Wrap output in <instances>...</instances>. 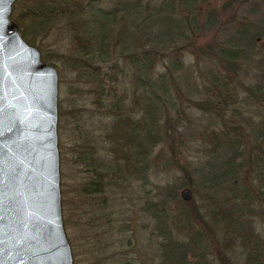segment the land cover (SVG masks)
Listing matches in <instances>:
<instances>
[{
    "label": "rangeland",
    "instance_id": "374dc122",
    "mask_svg": "<svg viewBox=\"0 0 264 264\" xmlns=\"http://www.w3.org/2000/svg\"><path fill=\"white\" fill-rule=\"evenodd\" d=\"M175 2L178 4L177 17L184 22L188 37L180 41L182 56L178 65L183 71L175 76L172 96L167 103L174 123L171 139L158 143L150 151L145 162V177L106 178L104 192L88 196L87 200L80 194L81 185L93 175L92 166H97L104 174L113 170L110 136L115 114L122 113L113 102L122 103L125 109L133 106L130 67L123 62L116 72L108 67V74L116 75L118 81L114 85L108 84L109 91L97 104L94 102L96 94H93L99 92L96 83L86 82L84 69L74 71L66 62L70 40L61 25L50 35L38 36L35 43L29 42L40 50L44 59V55L54 57L51 63L42 59L48 64L53 63L58 72L61 204L73 264H161L163 239L159 226L162 221L174 237L190 247H187L186 264H201L202 255L210 264H252V252L246 253L244 247L232 244V240L238 237L233 234L235 230H225L226 224L218 222L213 213H218L219 205L223 207L225 200L228 202L225 208L234 203V207L242 204L246 209L251 208L254 200L253 197L243 199L240 193L241 188L251 184L246 181L251 180L241 181L240 178L241 182H234L233 177L257 176L255 165L260 162L256 160L259 151L256 136L264 128V0ZM152 3L159 5L160 0ZM170 27L169 22L162 20L156 25L161 35ZM239 28H244L248 37L238 43L230 38L237 37ZM176 33L177 28H174L173 34ZM126 41L129 43L128 38ZM229 42H236L238 53L242 51L239 68L234 74L236 104L231 105L241 114V119L234 123L235 130L230 128L226 118H218L222 115L220 107L218 109L216 102L204 92V85L209 84L205 79L208 73L216 72L219 77L224 74L218 71L221 65L214 53L215 47H227ZM161 64H169V60H163ZM102 68L107 66L103 64ZM163 71L161 65L157 67L158 74ZM134 108L139 112V105ZM226 130L228 140L238 145L234 152L239 158L234 162V176L214 183L209 180L211 171L206 166H218L219 159L230 158L232 152L224 155L218 151L217 145V156H213L206 148H212L218 140L215 138ZM207 134L213 136V143H206ZM262 172L260 176L264 177ZM169 188L174 196H167ZM184 188L191 191L187 201L181 197ZM149 204L153 205L156 214H161L154 216L150 213ZM260 205L264 212V203ZM86 206L96 211L101 224L98 236L102 233L101 238L93 234L89 244L82 237V226L88 222V216L81 207ZM246 209H242L244 214H237L241 216L238 221L245 224L251 221L255 227L264 228V213L250 215ZM185 214L189 215L185 218ZM188 221L193 227L188 226ZM244 228L238 232L244 233ZM189 229H196L193 231L200 237L193 238ZM242 233L239 237L243 239ZM90 248L93 249L92 255Z\"/></svg>",
    "mask_w": 264,
    "mask_h": 264
},
{
    "label": "trees",
    "instance_id": "16d2710c",
    "mask_svg": "<svg viewBox=\"0 0 264 264\" xmlns=\"http://www.w3.org/2000/svg\"><path fill=\"white\" fill-rule=\"evenodd\" d=\"M153 1L17 0L13 6L12 19L17 23L22 36L30 43H35L40 35H50L58 25L63 27L70 40L69 59L66 62L70 63L74 71L80 72L84 69L86 82L96 83L94 85L99 92L93 93L96 94L95 103L99 104L105 97L104 93L109 91V83L114 85L118 81L116 75L108 74V67L112 72H116L122 62L123 65L127 64L130 67L133 85L130 96L133 106L125 109L122 103L119 104L116 100L113 102L117 109L122 111L118 115L115 114L110 136L112 146L109 152L112 154L113 170L111 169L109 174H104L98 171L97 166H92L90 171L93 175L82 183L83 186L81 185L80 194L86 197L84 200H87L88 196L102 194L105 190L103 181L106 178L145 177V162L150 151L158 143L169 141L174 132V123L167 110V103L172 96L174 78L177 73L183 71L178 65V60L182 56L180 41L187 38L188 34L186 35L184 22L177 17L178 4L175 0H160L159 5L152 3ZM175 18L181 23H177ZM161 20L171 25L170 30L162 31L164 35L159 34L156 28ZM174 28H177L176 34H173ZM244 31L246 32L244 28H239L236 32L237 37H231L230 40L239 43L248 37L246 36L248 33L244 34ZM126 38L129 39V43ZM236 42H229L227 47L223 45L215 47L214 53L217 54L221 65L218 71H222L223 76L219 77L216 72L208 73L206 77L203 75L209 81V84L204 85L205 94L209 95L212 102H216L218 109L220 107L222 115L218 118H226L233 130L234 123L241 119L240 112L235 110V107L231 108L233 103L236 104L233 88L237 81L235 82L234 74L239 68L238 61L242 53V51L238 53L239 45ZM57 56L55 58L58 60ZM44 57L45 59L42 58L50 63L54 58L46 55ZM163 60H169V64H161ZM103 64L107 68L103 69ZM160 65L164 71L158 74L156 70ZM136 105H139L141 111L138 109L139 112H136L134 108ZM262 122L264 126V121ZM208 131L207 133H212ZM227 131H224L222 136L218 135L215 143L213 136L207 134L206 143H213L212 148H206L208 154L217 156L215 152L217 145L218 151L224 155L228 151L232 152L230 158L219 159L218 166L214 164L206 166V169L211 171L208 173L211 178L209 180H213L214 183L228 180L234 176L236 170L234 162L239 155L234 149L238 148V145L228 140ZM256 139L259 142L256 160L260 162H256L255 166L258 170L257 175H261L264 171V128L257 132ZM166 193L168 197L174 196L171 188ZM225 201L224 206L219 205L218 213L214 212L213 215L218 218V222L225 223V230L229 231L234 229L233 225L239 223L240 216L230 213L229 207L231 208L233 203L225 208L228 204L227 200ZM149 207L150 213L154 216L161 214H156L152 204H149ZM81 209L88 216V222L82 226V237L89 244L92 243L93 234L98 236L100 219L95 210H89L90 207ZM84 209H88L89 212ZM188 215L185 214L184 217ZM188 226L193 227V224L188 221ZM159 230L163 239L160 248V256L163 259L161 264H186L188 244L174 237L163 221ZM193 230L192 237L199 238L200 235ZM92 250L89 249L91 255ZM204 258L202 255L201 264H210Z\"/></svg>",
    "mask_w": 264,
    "mask_h": 264
},
{
    "label": "water",
    "instance_id": "95a60500",
    "mask_svg": "<svg viewBox=\"0 0 264 264\" xmlns=\"http://www.w3.org/2000/svg\"><path fill=\"white\" fill-rule=\"evenodd\" d=\"M0 0V264H73L62 216L58 72ZM181 197L189 200L184 188Z\"/></svg>",
    "mask_w": 264,
    "mask_h": 264
},
{
    "label": "flooded vegetation",
    "instance_id": "af4514ba",
    "mask_svg": "<svg viewBox=\"0 0 264 264\" xmlns=\"http://www.w3.org/2000/svg\"><path fill=\"white\" fill-rule=\"evenodd\" d=\"M241 178V181H244L245 179H250L251 181L247 180L246 182L251 183L249 186H244L243 188L240 189V193L243 199H249L251 197L254 198L252 201V206L251 208H243L242 204L240 207H234V203L230 209V213L234 214H244L242 209H246L249 211L250 215H259L260 213H264L263 210H261L262 207H260L262 203H264V177L257 175V176H242V177H233L234 182H241L239 179ZM247 188L250 189V191L247 192ZM247 193V194H245ZM241 212V213H240ZM241 217V216H240ZM239 217V219H240ZM235 230L233 234H235L236 238L232 240V244L234 245H240L241 247L245 248L246 253L249 252V250L252 252V256L250 254L251 262L252 264H257V263H262L264 264V228H257L255 227L252 222L250 221L249 224L244 223H238L234 225ZM245 227V228H244ZM239 228V229H238ZM244 228L242 234H244V238L240 236L241 229ZM240 242V243H239ZM233 245V246H234ZM250 252V253H251Z\"/></svg>",
    "mask_w": 264,
    "mask_h": 264
}]
</instances>
